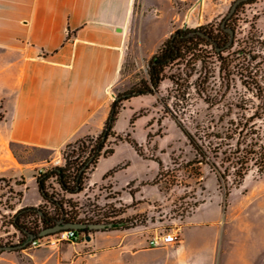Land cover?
<instances>
[{
  "label": "rangeland",
  "instance_id": "374dc122",
  "mask_svg": "<svg viewBox=\"0 0 264 264\" xmlns=\"http://www.w3.org/2000/svg\"><path fill=\"white\" fill-rule=\"evenodd\" d=\"M232 1L170 0L175 11L173 26H215ZM160 10L156 19L159 25L149 34L152 38L159 36L166 24L168 8L164 5ZM234 19L233 48L259 57L245 64L238 55L237 68L228 76L210 58L204 65L196 62L185 66L178 62L166 67L157 91L124 101L125 107L115 123L116 132L122 136L128 133L140 145L142 155L125 140L114 143V138H109L107 144L114 148V153L100 158L82 191L65 195L76 205L74 210L79 216L89 219L86 222L127 220L124 224L133 230L131 238L139 240L142 235L146 240L153 235L175 233L176 241L136 254H121L118 250L100 251L118 241V236L105 233L111 229L98 231L92 241L95 230H90L79 235L76 242L80 245L63 241L57 247L43 244L4 250L0 264H58V260L65 262L78 256L75 246L83 256L79 260H87L84 264H264V173L252 169L238 186L232 183V177L225 185L219 183L208 164L195 162V151L173 117L198 142H207L239 108L251 112L259 103L253 89L243 86V80L259 82L264 87V76L250 78L258 65L264 70V0L243 4ZM152 38L145 37L143 43L151 45ZM140 44L137 41L132 46L134 49L123 63L116 94L147 76L151 55H143ZM132 114H137V118L129 126ZM5 130L0 104V243L14 245L22 243L21 233L9 224L15 208L23 203L53 212L39 198L34 177L41 169L63 164L64 159L61 152L51 154L10 143L4 136ZM156 160L161 162L163 175L153 184L159 168ZM114 167L117 171L102 177ZM86 235L90 238L86 239ZM92 247L97 253L87 259Z\"/></svg>",
  "mask_w": 264,
  "mask_h": 264
},
{
  "label": "crops",
  "instance_id": "0c3cea01",
  "mask_svg": "<svg viewBox=\"0 0 264 264\" xmlns=\"http://www.w3.org/2000/svg\"><path fill=\"white\" fill-rule=\"evenodd\" d=\"M164 5L168 8L165 27L152 38L149 34L159 25L156 19ZM172 7L170 0H0L5 138L55 154L70 141L97 134L119 89L132 46L139 41L141 53L152 55L179 28L173 26ZM145 37L153 39L151 45L143 43ZM22 206L27 205L19 203L15 210ZM98 231L103 230H95L91 241ZM132 232V228L105 232L118 236V241L100 251L136 254L155 248L146 247L142 235L139 240L131 238ZM75 249L77 257L57 263L87 262L79 260L83 256ZM96 253L92 247L87 259Z\"/></svg>",
  "mask_w": 264,
  "mask_h": 264
},
{
  "label": "trees",
  "instance_id": "16d2710c",
  "mask_svg": "<svg viewBox=\"0 0 264 264\" xmlns=\"http://www.w3.org/2000/svg\"><path fill=\"white\" fill-rule=\"evenodd\" d=\"M252 1L254 0L240 3L235 12L226 20L224 26L221 25V20L215 26L205 24L195 28L179 27L162 41L156 52L148 59L147 76L141 78L138 83L127 90L115 95L101 130L95 136L86 135L66 143L61 150L63 164L41 169L35 175L39 196L43 203H48L52 207L53 212L33 205L16 209L9 224L21 233V242L29 234H37L42 229L54 225L60 219L89 221V219L79 216L78 211L74 210L76 205L65 195L82 191L85 181L95 169L100 158L108 157L114 153V148L107 144L109 138L113 137L114 143L125 140L138 155H142L140 145L128 133L122 136L116 132L115 123L118 114L125 107L124 101L139 95L154 94L157 91L160 82L165 78L166 67L178 62L184 63L185 66L196 62H201L204 65L210 58L215 59L219 71L228 76L237 68L235 59L238 55L243 57L245 64H249L259 57V54H252L245 49L235 50L233 48L236 42L234 17L243 4ZM225 27L233 30V41L229 46L226 44L230 33L225 30ZM193 31H201L206 36L197 32L191 33ZM263 76L264 70L261 65H258L250 78L258 79ZM243 86L248 90L253 89V95L259 99V103L251 112L245 107L239 108V112L228 118L220 129L215 130L211 134L212 139L207 142H198L194 134L189 132L173 115L177 126L195 151V159L197 158L195 162L208 164L214 170L218 182L224 185L228 177H232V183L238 186L252 169L259 174L264 173V87L259 82L250 83L248 80L246 82L243 80ZM225 87H228V83L225 84ZM136 118L137 114L130 116L129 126H132ZM156 161L159 168L153 179V184L158 183L163 175L161 162ZM117 169L114 167L107 170L102 177L105 178ZM59 193L62 195L59 196ZM124 222L127 220L112 219L105 223H111V227L107 228L111 230L129 228L130 226L125 225ZM89 231L87 228L76 229L78 235L86 234ZM3 245L5 243H0V246ZM29 245L28 242L24 248ZM2 251L4 250L0 249V253Z\"/></svg>",
  "mask_w": 264,
  "mask_h": 264
},
{
  "label": "water",
  "instance_id": "95a60500",
  "mask_svg": "<svg viewBox=\"0 0 264 264\" xmlns=\"http://www.w3.org/2000/svg\"><path fill=\"white\" fill-rule=\"evenodd\" d=\"M248 0H233L228 12L226 15L223 17L221 21V25L224 26L226 20L235 12L237 6L242 3L246 2ZM225 30H227L230 33L228 43L226 46H229L232 41H233V30L231 28L225 27ZM199 33L203 36H206L203 32L201 31H193L191 33ZM111 227V223H98V222H80V221H65L63 219L58 220L54 225L49 226L47 228L42 229L39 233L37 234H29L28 237L19 244H14V245H3L0 246V249L2 250H16V249H21L24 248V246L31 240H33L37 236H45L49 234H53L55 232H58L63 229H83L87 228L89 230H105L107 228ZM89 235H86V239H89Z\"/></svg>",
  "mask_w": 264,
  "mask_h": 264
},
{
  "label": "built area",
  "instance_id": "2783aa9c",
  "mask_svg": "<svg viewBox=\"0 0 264 264\" xmlns=\"http://www.w3.org/2000/svg\"><path fill=\"white\" fill-rule=\"evenodd\" d=\"M79 238L76 229H63L53 234L38 236L33 240L29 241V247H38L43 244H47L49 247H57L60 242L70 241L75 243ZM177 239L175 233H166L162 236L153 235L146 239V247L154 248L159 246L161 243H173Z\"/></svg>",
  "mask_w": 264,
  "mask_h": 264
}]
</instances>
